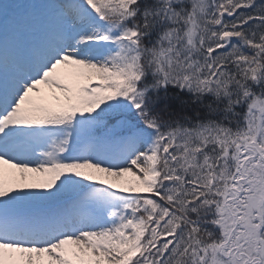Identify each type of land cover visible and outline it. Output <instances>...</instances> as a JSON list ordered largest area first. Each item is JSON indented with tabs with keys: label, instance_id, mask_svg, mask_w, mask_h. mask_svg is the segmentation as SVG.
Segmentation results:
<instances>
[{
	"label": "snow or ice",
	"instance_id": "1",
	"mask_svg": "<svg viewBox=\"0 0 264 264\" xmlns=\"http://www.w3.org/2000/svg\"><path fill=\"white\" fill-rule=\"evenodd\" d=\"M0 264H264V0L0 5Z\"/></svg>",
	"mask_w": 264,
	"mask_h": 264
},
{
	"label": "trees",
	"instance_id": "2",
	"mask_svg": "<svg viewBox=\"0 0 264 264\" xmlns=\"http://www.w3.org/2000/svg\"><path fill=\"white\" fill-rule=\"evenodd\" d=\"M5 2H8V3L27 2V0H0V5H3Z\"/></svg>",
	"mask_w": 264,
	"mask_h": 264
}]
</instances>
